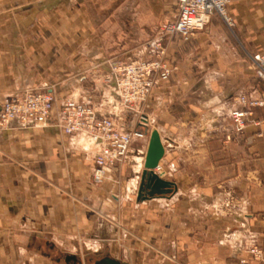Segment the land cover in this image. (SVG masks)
Instances as JSON below:
<instances>
[{"label": "crops", "instance_id": "obj_1", "mask_svg": "<svg viewBox=\"0 0 264 264\" xmlns=\"http://www.w3.org/2000/svg\"><path fill=\"white\" fill-rule=\"evenodd\" d=\"M98 2L0 0V107L31 92L70 97L142 127L147 139L96 186L98 147L85 137L53 122L0 128V264H98L107 255L258 264L249 251L264 255V107L251 109L241 133L230 113L242 96L264 99L246 55L264 53V0H230L233 29L213 15L191 42L166 41L177 69L142 106L144 126L121 114L92 14ZM153 130L165 147L158 173L177 192L138 202Z\"/></svg>", "mask_w": 264, "mask_h": 264}, {"label": "built area", "instance_id": "obj_2", "mask_svg": "<svg viewBox=\"0 0 264 264\" xmlns=\"http://www.w3.org/2000/svg\"><path fill=\"white\" fill-rule=\"evenodd\" d=\"M171 1L175 6L173 20L165 22L158 37L145 45L147 56L110 63L121 114L136 116L141 126L147 123L141 112L142 106L151 97L154 87L169 81L177 69L169 56L166 41L178 38L184 43L191 42L197 32L205 29L214 14L219 15L230 29L235 26L228 14L230 0ZM250 59L256 78L264 83V53H255ZM237 102L238 107L232 110L231 117L236 131L241 133L252 115L251 109L264 107V99L242 96ZM52 122L66 135H81L98 147L92 171V183L96 186L103 184L108 169L128 159L135 141L147 139L142 127L132 129L121 118L101 114L94 106L70 97L57 100L51 93L31 92L8 99L0 107V128H8L12 123L21 128L47 127ZM249 253L258 264H264L263 251L259 247L253 246ZM240 263L248 264L246 260Z\"/></svg>", "mask_w": 264, "mask_h": 264}, {"label": "rangeland", "instance_id": "obj_3", "mask_svg": "<svg viewBox=\"0 0 264 264\" xmlns=\"http://www.w3.org/2000/svg\"><path fill=\"white\" fill-rule=\"evenodd\" d=\"M93 10L98 36L112 62L147 56L145 45L158 37L162 25L173 20L175 13L171 0H99ZM246 55L251 62L253 54L247 51Z\"/></svg>", "mask_w": 264, "mask_h": 264}, {"label": "water", "instance_id": "obj_4", "mask_svg": "<svg viewBox=\"0 0 264 264\" xmlns=\"http://www.w3.org/2000/svg\"><path fill=\"white\" fill-rule=\"evenodd\" d=\"M147 122V121H146ZM165 155V147L157 130L150 134L148 149L144 159L143 170L138 187L137 201H147L156 197L170 196L177 192V186L171 181L164 180L157 172L160 162ZM76 260L75 257H70ZM98 264H126L120 260L105 256Z\"/></svg>", "mask_w": 264, "mask_h": 264}]
</instances>
